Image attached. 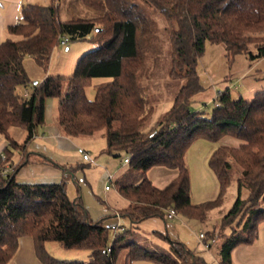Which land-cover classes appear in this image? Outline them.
<instances>
[{"label":"trees","instance_id":"16d2710c","mask_svg":"<svg viewBox=\"0 0 264 264\" xmlns=\"http://www.w3.org/2000/svg\"><path fill=\"white\" fill-rule=\"evenodd\" d=\"M143 1L174 26L169 32L168 76L183 81L170 110L147 132L143 128L153 108L141 97L137 74L144 66L141 43L152 37V31L136 4L129 0H50L46 6L26 3L20 21L6 28L16 39L0 43V135L7 142L5 161L0 160V264H9L19 239L25 236L32 238L41 264H117L122 251L125 264H207L183 243L164 234L154 232L167 244V253L148 251L129 242L125 234L146 220H165L169 209L204 222L222 205L232 168L237 194L221 219L220 230L228 229L229 235L218 246L219 264H231V251L256 239L258 225L264 222V88L249 100L233 99L228 89L219 92L209 116L192 111L190 103L201 91L196 69L205 43L222 46L228 59L238 55H245L250 62L264 59V0ZM87 37L95 48L78 59L71 76L45 77L31 83L23 65L25 57L45 70L61 40ZM92 78L109 81L96 89L91 101L85 88ZM28 85L27 95L18 92L19 87ZM53 98L58 101L56 121L63 136L91 138L103 132L105 154L128 158L129 170L141 175L136 184L118 187L128 204L112 213L113 218L119 216L121 228L115 234L113 225L104 224L110 217L91 220L79 193L72 200L67 195L69 176L88 166L56 165L70 173L51 184L16 181L23 164L3 175L13 151L25 153L44 126L46 101ZM12 129L22 131L21 142L12 136ZM197 137L211 142L229 138L239 144L212 151L207 167L218 192L213 200L195 205L190 200L185 153ZM156 166L177 173L162 189L146 176ZM122 218L130 223L129 229L121 226ZM206 236L213 237L211 233ZM49 243L85 252L89 260L56 259L46 249Z\"/></svg>","mask_w":264,"mask_h":264},{"label":"rangeland","instance_id":"374dc122","mask_svg":"<svg viewBox=\"0 0 264 264\" xmlns=\"http://www.w3.org/2000/svg\"><path fill=\"white\" fill-rule=\"evenodd\" d=\"M129 1L140 8L149 20L152 31V37L141 43L144 66L137 74L141 97L147 107L153 108L152 116L147 120L143 128V131L147 132L154 128L161 117L170 110L173 99L182 86L183 81L173 80L168 76L170 70L169 32L174 26L167 23L153 7L147 5L143 0ZM23 2L46 6L50 0H23ZM6 38L16 39L14 36L6 34V37H0V43ZM94 48L95 45L91 43L90 37L76 41L67 39L65 45L58 44L53 48L48 67L45 70L36 65L34 60L29 57H25L23 65L31 83L39 82L45 77H69L72 75L78 59ZM196 70L201 91L193 97L190 108L192 111L203 112L206 116H209L215 107L216 95L223 90L228 89L233 99L242 98L249 100L256 92L264 88V59L250 62L245 55H238L228 59L222 46L205 43L204 52L197 62ZM108 81L109 79L106 78H92L85 88L86 98L91 101L94 100L96 89ZM29 88V85L27 87H19L18 92L23 94L26 89L29 91ZM52 102L54 105L53 117L56 121L57 100L53 98ZM11 134L18 140L22 138L23 133L19 129H12ZM75 139L73 147L67 152L63 151L61 153L62 156H66L67 162L75 166L77 165L76 163H80V157L76 149L87 151L90 157L95 160V166H90L89 169L83 171L86 174L87 182L91 184V187L95 183L96 190L99 187L103 189L107 185L113 191L114 184L112 183L114 182L107 179V177L116 174L118 161L105 154L106 143L103 138V132L91 138L79 137ZM227 141H229V138L211 142L197 137L187 148L185 163L189 171L190 200L193 204L205 202L210 199L211 195L215 196L216 182L213 180V176L212 178L205 176L202 173V169L203 167L207 169V161L212 151L220 146H227ZM10 165L15 168L11 163ZM163 169L166 168L162 166L153 167L147 171L146 176L147 178H155L159 175L158 173L164 171ZM231 176V183L223 197L222 205L210 213V216L214 217L213 215L220 210L222 213H218L220 214L218 215L219 217L212 218L208 216L204 222L186 218L181 214H177L171 220L153 218L144 222L136 231L130 229V232L125 234L126 238L130 239L129 242H137L148 251L167 253V244L154 234V232H160L170 239L183 243L194 253H203V248L198 243L199 233L210 232L212 225H217L218 222L221 223L220 216L230 210L236 198L235 168H232ZM68 196L71 200L75 196V187L71 183L68 186ZM116 223V218H107L104 221V224L109 226ZM121 226L129 229L128 222L125 219H121ZM112 236L113 234L110 232L109 245L112 243ZM219 244L220 242L217 240L210 250L216 251ZM50 247H54L57 251V253H52L56 256V259L87 261L86 259H77L85 257L83 252L67 251L56 243H50ZM125 263L124 252L122 251L118 254L117 264Z\"/></svg>","mask_w":264,"mask_h":264},{"label":"crops","instance_id":"0c3cea01","mask_svg":"<svg viewBox=\"0 0 264 264\" xmlns=\"http://www.w3.org/2000/svg\"><path fill=\"white\" fill-rule=\"evenodd\" d=\"M24 4L26 3H24L23 0H0V37L1 36L6 37L7 34L6 28L20 21L21 7ZM25 93L27 95L29 91L26 89ZM53 109H54V105L52 99H48L45 105L44 126L37 130L35 137L27 146L25 153L22 154L18 151H13L10 161L11 164L13 166H16L17 164H21V165L23 164V166L20 167V169L16 174V181L18 182L40 183V184L57 183L62 178H64V176H69L70 172L68 170H62L58 168L56 165L66 166V167H69L68 165L74 166L69 164L67 162V157L62 156L61 153L63 151L67 152L68 150H70V148L73 147L76 139L68 138L61 134L57 126V121H55L53 117ZM21 140L22 138L18 139V141L20 142ZM227 142H228L227 146L230 147H237L239 144V142H237L234 139H229V141ZM6 147H7V142L0 135V154L3 153ZM85 152L88 153L87 151ZM107 156L113 157L111 155H107ZM79 157H80V163H76V164L80 166L81 165L88 166V168L84 170H87L90 168V166H92L83 162L80 155ZM124 158L125 157L114 158L118 161V165L116 166V174H112L111 176L107 177V179L114 182L112 183L114 184L113 191H111V188L105 189L107 185H105L103 189L99 187V189L97 190L95 187V183L93 187H91V184L88 183L86 180V174H84L83 172L84 170H77L72 175L69 176L67 180V195H68V186L69 183H71L75 187V196L73 199H75L77 197V193H79L82 203L86 208L91 220L98 221L105 217L113 218L112 216L113 212H116L117 210H122L127 206L128 202L119 194L118 187L130 185V184H136L138 181H140L141 175L139 173H135L129 170V168L127 169L128 164H123L122 162ZM51 162L54 163L55 165L51 164ZM206 168L207 169L203 167L202 173L205 176L212 178L213 174L208 169V167ZM163 170L164 171L158 173L159 175H157L155 178H148L152 182V184L158 189H162L166 187L177 176V173L174 170H169V169H163ZM213 178H214L213 180H215L216 182L214 176ZM217 187L218 186L216 182L215 185L216 191L214 193L215 196L211 195L209 200H213L216 197ZM210 213L208 214V216H210ZM218 213L221 214L222 212L218 210ZM218 213L214 214L213 215L214 217H212V215L210 217L215 218L216 216L220 215ZM225 214L226 213H224V215ZM224 215L221 216L223 217ZM221 216L220 219H222ZM165 220H171V219H167L165 216ZM126 221L128 222V220ZM144 222H142L137 229H139ZM220 225L221 223L218 222L217 225H212V229L210 232L205 231L204 233L205 234L211 233L220 242L223 239V237L229 235L228 229H225L224 231L220 230ZM128 226H130L129 222H128ZM137 229L134 230L136 231ZM201 233L203 232H200L199 234ZM198 243L200 244V242ZM46 249L52 257L54 258L56 257L52 253H57V251L55 250L54 247H50V243L46 245ZM217 250L212 251L210 249L208 250L203 249L204 251L203 253L199 252L195 254L200 256L207 264H219ZM83 254L85 257L77 258V259H86L88 261L89 255L85 252H83ZM230 260H231V264H264V222L258 225L256 239L251 244H242L234 248L231 251ZM9 264H41L35 256L34 248H33V240L31 237L25 236L19 239L17 251L14 257L12 258V260L9 262ZM129 264H151V263L145 261H134Z\"/></svg>","mask_w":264,"mask_h":264},{"label":"built area","instance_id":"2783aa9c","mask_svg":"<svg viewBox=\"0 0 264 264\" xmlns=\"http://www.w3.org/2000/svg\"><path fill=\"white\" fill-rule=\"evenodd\" d=\"M66 42H67V40L63 39V40L60 41V44L61 45H65ZM77 152L81 156V159H82L83 162H85V163H87L89 165L95 166V160L92 159L88 153H86L84 150H81V149H77ZM0 160L2 162L5 161V155L3 153L0 154ZM122 162H123V164H128V162H129L128 158L123 159ZM11 170H12V167L9 164H7L5 166V168L3 169V175H6V174L10 173ZM105 189H108V187H105ZM175 216H176V212L173 209H169L166 212V218L167 219H173ZM116 218L118 220L119 216H116ZM111 230L113 231L114 234L119 232V231H121V228L119 227V222H117L116 225L111 226ZM198 240H199L202 248L205 249V250L210 249L211 246L213 244H215L216 241H217L215 236L207 238L205 233L199 234ZM109 252H110V249H107V253H109Z\"/></svg>","mask_w":264,"mask_h":264},{"label":"water","instance_id":"95a60500","mask_svg":"<svg viewBox=\"0 0 264 264\" xmlns=\"http://www.w3.org/2000/svg\"><path fill=\"white\" fill-rule=\"evenodd\" d=\"M35 83V82H34Z\"/></svg>","mask_w":264,"mask_h":264}]
</instances>
